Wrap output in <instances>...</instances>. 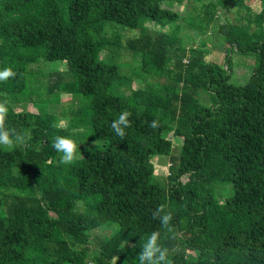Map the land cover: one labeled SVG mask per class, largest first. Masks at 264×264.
<instances>
[{"label":"trees","instance_id":"1","mask_svg":"<svg viewBox=\"0 0 264 264\" xmlns=\"http://www.w3.org/2000/svg\"><path fill=\"white\" fill-rule=\"evenodd\" d=\"M174 1L0 0V71L16 73L15 80L0 81V101L48 106L37 114H7L6 127L31 138L13 149L0 146V264H28V253L34 264H112L113 257L117 264H138L154 230L172 264H264V0L254 30L234 42L225 39V68L203 62L193 49L184 61L183 48L165 45L162 34L146 29L145 22L163 27L175 18L160 8ZM106 21L139 31L125 42L139 58L129 74L100 58L111 43ZM49 52L58 53L69 74L55 83L58 94L75 103L60 115L49 107L58 95L43 99L27 70L47 61ZM230 53L253 58L242 84L229 81ZM162 68L173 73L169 83L155 80ZM133 78L140 79L139 88L111 93ZM209 82L222 91V104L233 98L247 107L262 134L254 135L239 117L225 120L207 92ZM200 93L207 96L203 101ZM155 99L165 105L150 114ZM125 110L132 123L121 139L111 122ZM153 120L155 129L148 126ZM168 134L180 145L168 154L164 189L148 160L166 154L161 146ZM56 136L81 150L73 163L60 162L52 147ZM185 175L189 182L181 187ZM25 177L35 182L37 196L22 187ZM27 190L32 196L23 194ZM159 205L172 214L168 226L152 218ZM106 230L108 236L90 243L94 232Z\"/></svg>","mask_w":264,"mask_h":264},{"label":"rangeland","instance_id":"2","mask_svg":"<svg viewBox=\"0 0 264 264\" xmlns=\"http://www.w3.org/2000/svg\"><path fill=\"white\" fill-rule=\"evenodd\" d=\"M161 9L168 11L175 18L170 19L165 23L163 27L154 22H145L144 26L149 31L162 34V42L175 49L183 48L185 51V58L188 55V49H193L201 53V60L203 62L215 63L225 68L226 49L230 46L225 39L229 42L238 40L244 32H250L254 30V17L260 10V0H176L170 3H161ZM106 15H108L105 12ZM110 16V15H108ZM201 22V26L197 24L192 26L190 22ZM115 22V23H114ZM117 23V24H116ZM119 22H104L103 29L106 36L110 37L111 43L104 46L100 51V58L106 61L118 65L120 70L129 74L132 70L137 68L139 58L134 56L132 51L126 47L125 42L129 39L137 38L139 31L132 28H124L118 25ZM226 26V28H224ZM199 27V28H198ZM175 31V32H174ZM227 31V38L223 33ZM173 32L175 34H173ZM47 61H40L36 64L27 66V70L31 71L35 82L33 88L35 92L41 94V97L46 101H53V96L56 94V101L54 106H49L53 113L57 115L64 113L65 109L73 106V100L69 95L58 94L55 87V83L58 81L69 80V74L65 69L63 62L59 61L58 53H50ZM229 61L231 64V71L229 81L236 83H243L245 74L248 72L249 66L253 63L251 57H241L235 53L229 54ZM173 73L169 68H162L159 70L155 80L163 84L172 81ZM22 80V76H17V79ZM16 79V76L13 80ZM128 88H112L111 93L115 96H125L132 90H135L141 86L140 79L133 78L128 82ZM207 92L216 96L218 106H222V116L225 120L239 117L246 123H250L249 128L254 135H261L262 128L251 116L250 111L245 106H241V103L225 98L222 104L219 96L222 94L215 86H211V82L207 87ZM220 93V95H219ZM223 93L228 94L226 91ZM227 96V95H226ZM207 96L204 93H200V101H203ZM236 98V97H235ZM31 99H34L32 97ZM154 106L149 107L147 112L154 114L158 109H161L165 105V101L162 99H155ZM47 103H34L22 102L16 104H7L8 113H31L37 114L45 112ZM49 109V110H50ZM62 111V112H61ZM59 125L63 126L64 121L60 120ZM22 134L27 138L28 133L23 130ZM18 145H23L19 144ZM180 145V139L168 134L161 147L165 148L166 154L152 156L148 162L152 167L151 173L156 177L159 182V186L166 187L165 177L167 175V160L168 154L174 153ZM77 146V145H76ZM81 150L77 146L76 155H80ZM187 176H182L179 183L181 187H186L188 184ZM22 187L24 189L32 190L33 196H37L35 182L29 178H24L22 181ZM162 188V187H161ZM38 190V189H37ZM159 191L157 190L156 193ZM29 190L23 192V194L32 196ZM22 194V193H21ZM4 205L0 204V216L3 215ZM169 233L180 236L181 234L170 230ZM109 231H97L90 237V243H94L102 239L103 236H108ZM95 238V239H94ZM97 238L99 240H97ZM90 250H94L91 247ZM33 254L28 253V264H34L31 256ZM186 255H192L187 251ZM38 258V257H37ZM118 264H121L118 263Z\"/></svg>","mask_w":264,"mask_h":264},{"label":"clouds","instance_id":"3","mask_svg":"<svg viewBox=\"0 0 264 264\" xmlns=\"http://www.w3.org/2000/svg\"><path fill=\"white\" fill-rule=\"evenodd\" d=\"M15 72L10 67H6L0 71V81H6L14 78ZM8 114L7 101H0V146L7 149H13L17 143L26 145L30 139V134L26 138L22 133H18L16 129L6 127V119ZM131 113L127 110L121 112L117 120L111 122V128L121 139L126 135L125 129L131 127L129 117ZM150 128H157L158 122L153 120L148 125ZM52 147L55 151L61 153L60 162L69 165L76 159L77 146L76 143L67 137L56 136L53 140ZM152 218L158 220L162 226H168L173 217L170 212L165 213L163 205H159L153 212ZM160 232L154 230L148 236L142 250L137 255L138 264H172L169 259L168 249L164 248L158 241L160 240ZM119 257H113L112 264H117Z\"/></svg>","mask_w":264,"mask_h":264}]
</instances>
